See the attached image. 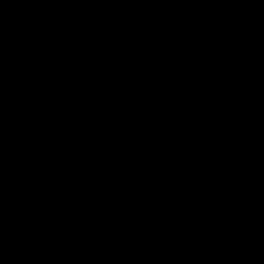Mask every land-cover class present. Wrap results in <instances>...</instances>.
<instances>
[{"label":"water","instance_id":"water-1","mask_svg":"<svg viewBox=\"0 0 264 264\" xmlns=\"http://www.w3.org/2000/svg\"><path fill=\"white\" fill-rule=\"evenodd\" d=\"M0 264H264V0H0Z\"/></svg>","mask_w":264,"mask_h":264}]
</instances>
